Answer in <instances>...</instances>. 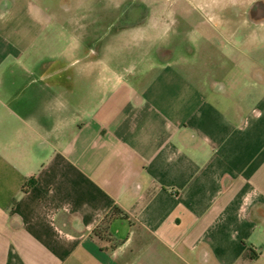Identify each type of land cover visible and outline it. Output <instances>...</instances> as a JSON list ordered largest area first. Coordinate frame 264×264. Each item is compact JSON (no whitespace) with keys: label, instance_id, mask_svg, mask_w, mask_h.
<instances>
[{"label":"crops","instance_id":"1","mask_svg":"<svg viewBox=\"0 0 264 264\" xmlns=\"http://www.w3.org/2000/svg\"><path fill=\"white\" fill-rule=\"evenodd\" d=\"M209 3L0 0V264H264V0Z\"/></svg>","mask_w":264,"mask_h":264},{"label":"rangeland","instance_id":"2","mask_svg":"<svg viewBox=\"0 0 264 264\" xmlns=\"http://www.w3.org/2000/svg\"><path fill=\"white\" fill-rule=\"evenodd\" d=\"M184 3L187 0H87L83 3L81 8H77L76 0H39V5L45 9L49 8L56 12H68L75 11L83 15L85 13L89 21L93 20L94 14H102L104 18L102 22L106 25V28L111 25L116 31L119 28L142 26L141 23L144 19L146 26H154L159 23L160 12H173L176 3ZM248 0H210L209 6L211 7H199V10L207 12L208 10H223L226 9H242L244 3ZM205 4L207 2L205 1ZM76 7V8H75ZM76 17V20H79ZM90 17V18H89ZM174 19H167V27L173 25ZM171 36V35H170ZM52 37L55 44L56 53L62 51L64 39L62 36L54 34L47 35L46 33L40 34V44H46L48 38ZM172 37V36H171ZM45 47V46H44Z\"/></svg>","mask_w":264,"mask_h":264},{"label":"trees","instance_id":"3","mask_svg":"<svg viewBox=\"0 0 264 264\" xmlns=\"http://www.w3.org/2000/svg\"><path fill=\"white\" fill-rule=\"evenodd\" d=\"M36 184L35 178H31L23 187L22 192L28 193ZM128 215L120 207L115 206L102 222L101 229L94 232V236L99 240H106L110 232L111 224L118 219H127Z\"/></svg>","mask_w":264,"mask_h":264}]
</instances>
